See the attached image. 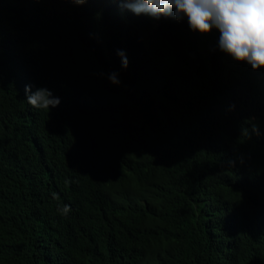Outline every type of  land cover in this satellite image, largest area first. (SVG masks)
<instances>
[{
	"label": "trees",
	"instance_id": "1",
	"mask_svg": "<svg viewBox=\"0 0 264 264\" xmlns=\"http://www.w3.org/2000/svg\"><path fill=\"white\" fill-rule=\"evenodd\" d=\"M34 8L0 0V264H264V69L214 54L211 40L183 61L174 90L162 95L158 82L155 100L130 105L108 78L118 53L150 65L172 46L153 18L112 26L111 1L84 8L93 48L86 55L79 41L77 50L89 73L57 81L69 94L52 112L83 135L87 156L68 157L59 179L42 178L15 141L14 120L34 113L13 87L28 64L24 48L50 44L24 37ZM44 66L34 71L49 90L56 81ZM147 84L135 85L139 94Z\"/></svg>",
	"mask_w": 264,
	"mask_h": 264
},
{
	"label": "clouds",
	"instance_id": "2",
	"mask_svg": "<svg viewBox=\"0 0 264 264\" xmlns=\"http://www.w3.org/2000/svg\"><path fill=\"white\" fill-rule=\"evenodd\" d=\"M102 1L34 0L35 22L24 37H46L50 44L35 40L24 48L28 64L22 76L13 81V87L34 113L28 114L31 118L27 122L20 118L14 120L15 141L20 144L22 154L35 163L42 178L59 179L66 172L68 157L84 159L87 156L83 135L76 132L73 123L66 127L65 119L55 117L52 111L61 104V97L69 94L57 81L65 80L69 72H88L82 66L77 44L81 41L82 51L90 55L93 45L87 37L91 31L89 20L84 19L86 23H82L83 18L79 17L84 8L89 10ZM109 1L114 4L108 20L112 26H124L128 21L131 25L139 15L153 18L155 34L162 32L163 44L172 46L167 51H157L150 65L136 62L127 53H118L120 67H116V73H111L108 78L114 85L122 84L130 105L133 102L144 105L151 98L155 100L158 82L162 85V95L166 90H174L184 72L183 61L202 43L208 47L211 40L216 45L208 48L214 54L225 53L243 69L255 72L264 69V0ZM56 2L62 4L56 5ZM170 54L172 58L166 60ZM42 64L45 65L44 72H51L50 80L56 81L49 90L39 87L34 71ZM159 76L162 77L159 79ZM143 83L147 87V83L152 84V88L139 94L135 85ZM95 156L93 153L91 163ZM60 211L67 215L71 208L64 205Z\"/></svg>",
	"mask_w": 264,
	"mask_h": 264
},
{
	"label": "bare ground",
	"instance_id": "3",
	"mask_svg": "<svg viewBox=\"0 0 264 264\" xmlns=\"http://www.w3.org/2000/svg\"><path fill=\"white\" fill-rule=\"evenodd\" d=\"M108 3H109V2H108ZM107 5H108V4H107ZM91 10H92V9H91ZM30 12H31V11H30ZM81 14H82V13H81ZM185 20H187V19L185 18ZM14 25H15V24H14ZM139 25H141V24H139ZM187 26H189V25H187ZM19 27H20V26H19ZM131 48H132V47H131ZM127 50H128V49H127ZM129 52H131V51H129ZM1 75H2V74H1ZM243 83H244V82H243ZM203 84H204V83H203ZM137 86H139V84H137ZM197 86H199V85H197ZM241 88H242V87H241ZM254 88H257V87H254ZM260 88H261V87H260ZM197 90H198V89H197ZM245 90H246V89H245ZM242 91L244 92V90H242ZM252 91H253V90H252ZM243 92H242V93H243ZM250 92H251V91H250ZM204 93H205V92H204ZM248 93H249V92H248ZM254 93H255V92H254ZM201 94H202V93H201ZM251 94H252V93H251ZM247 95H248V94H247ZM202 96H203V95H202ZM252 96H253V95H252ZM252 96H251V97H252ZM202 98H203V97H202ZM20 112H21V111H20ZM235 169H237V168H235ZM238 181H239V178H238ZM238 181H237V182H238ZM237 184H238V183H237ZM233 186H234V185H233ZM262 186L264 187V185H262ZM72 195H73V194H72ZM247 196H248V195H247ZM166 213H167V212H166ZM171 213H172V212H171ZM162 214L164 215V213H162ZM160 215H161V214H160ZM163 215H162V216H163ZM170 215H172V214H170ZM146 219H147V218H146ZM160 225H161V224H160ZM161 227H162V225H161ZM161 227H160V228H161ZM117 243H118V242H117ZM119 244H120V242H119Z\"/></svg>",
	"mask_w": 264,
	"mask_h": 264
}]
</instances>
